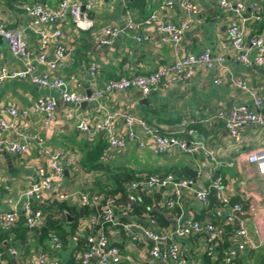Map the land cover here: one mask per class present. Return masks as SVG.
Masks as SVG:
<instances>
[{"label":"crops","instance_id":"0c3cea01","mask_svg":"<svg viewBox=\"0 0 264 264\" xmlns=\"http://www.w3.org/2000/svg\"><path fill=\"white\" fill-rule=\"evenodd\" d=\"M35 1H45L55 7L62 0H0V23L8 28L23 30V39L32 49L37 50L40 38L31 28L30 18L24 11L26 5ZM167 1L170 0H127L126 3L122 0H103L89 13L94 20V27L89 31L77 29L71 18L66 19L62 24L63 37L59 42L74 47L75 53L55 72H51L46 65H38L37 73H50L60 77L66 82L68 91L87 96L90 92H103L106 84L119 76L150 75L163 67H170L178 57L198 55L207 50L218 55L226 52V47L229 45L228 30L235 23L236 15L232 11L223 12L218 0H190L201 10L199 17L187 15L179 6L159 15L160 22L165 24L179 25L182 22L192 21L189 31L177 48L165 35L159 33L155 26H142L138 30L128 29L129 19L137 24L143 23ZM231 1L259 4L264 17V0ZM200 20L202 23L199 22ZM108 27H117L122 32L113 40L112 45L100 48L99 41L103 31ZM55 30V27L48 28L49 33ZM263 30L264 21L261 24L251 23L249 38L261 35ZM138 38L144 40L138 42ZM54 56V48H50L49 58L53 59ZM0 62V68L5 67L10 72L24 70L23 62L11 54L8 45L0 50ZM93 62L99 66L95 79L90 78L88 73V68ZM232 79H241L252 88L264 89V65L245 67L237 63L233 55H227L223 69L211 71L197 68L193 71V80L189 83L168 88L161 87L147 97L142 96L137 90L104 92L103 98L98 103H92L85 109L63 102L61 91L40 89L29 78L7 79L0 85V116L7 118L13 127L4 133L2 138L8 144L20 143L22 141L20 134L39 133L52 152H76L82 160L84 144L95 143L104 135L82 133L77 128L79 122L85 121L92 127L104 118L107 109L138 115L149 126L158 129L161 134L171 135L178 132L181 122L185 119L206 120L221 109H230L242 104L252 106L249 95L235 88ZM217 80H221V83L216 84ZM77 85L81 87L78 88ZM47 97L57 102L56 119L49 126L45 125L46 116L36 109L37 101ZM101 106L105 108L101 109ZM10 107L27 111L28 116L13 119L7 114V109ZM121 130L122 126L119 125L118 131ZM184 137L190 141L199 139L213 151L218 160L232 166H224L215 172L203 152L187 155L171 150L159 156L154 153L151 143L145 149L132 143L126 150L112 149L108 145L101 164L111 168H129L141 175L172 174L178 178L184 177L183 173L188 175L187 170H191L197 173L198 181L195 188L197 190L207 189L213 177L217 174L222 175L231 201L242 204L246 209L244 215L237 216L236 224H242L249 233L248 243L228 230L226 249L245 242L246 251L236 259V264H260L264 257V176L259 173L255 165L248 162L247 156L253 151L264 150V130L258 127L247 128L237 142L231 138L223 125L209 128L201 123L190 125ZM41 165H46L45 159L41 157L35 146L19 155H12L8 145L0 149V191L2 192L0 212H17L22 215L27 204H31L35 210H41L36 207L48 208L53 201H59L61 195L69 197L63 201L69 206L80 207L82 206L80 195L98 193L97 181L107 179L104 170H89L80 161L79 167L71 169L65 180L55 184L53 191L45 195L42 202H37L34 198L27 197L26 193L31 185L39 180ZM172 193V189L147 191L148 196L152 198L162 195L158 207L171 221L169 228L160 229L157 225L152 226L146 219L130 218L129 223L137 225V228L133 229L139 236L136 242L131 241L121 228L109 231L112 242L119 247L123 255L122 264H173L156 260L150 255L151 245L147 244L140 227L172 234L179 220L184 221L191 217L204 220L216 209L214 208L210 213L206 212L195 190H186L178 207L180 215L174 217L173 209L167 206ZM154 208L156 207L152 209ZM230 213L231 210L226 209L225 214ZM177 241L186 264H217V258L212 257L209 260L205 258L207 244L203 236L178 238ZM19 246L18 242L13 246L12 241H4L0 244V253L4 255L3 264H17V262L32 264L29 257L20 254L21 250L16 257L9 253L11 249L19 250ZM39 250L42 251L41 248ZM72 250L73 246L70 243L58 254H53L51 251L47 253L50 257L57 258L61 264H78V257L75 262L70 260Z\"/></svg>","mask_w":264,"mask_h":264},{"label":"built area","instance_id":"2783aa9c","mask_svg":"<svg viewBox=\"0 0 264 264\" xmlns=\"http://www.w3.org/2000/svg\"><path fill=\"white\" fill-rule=\"evenodd\" d=\"M103 0H62L57 6L52 7L47 3L35 1L26 5L24 11L30 18V26L40 38L38 49H32L27 41L23 39V30L8 28L0 23V36L6 41L13 56L21 60L24 70L20 72H10L7 68H0V85L7 79L29 78L31 82L40 89H52L61 91V99L69 105H79L83 102L98 103L103 98L104 92L116 93L137 90L142 96H149L158 91L161 87L177 86L186 84L193 80V71L197 68L206 70H220L225 67L226 56L233 55L235 61L245 67H258L264 65V30L261 35H254L249 38V25L251 23L261 24L264 21L263 11L259 4L233 2L231 0H218L219 7L223 12H234L235 23L228 30L229 45L224 54H215L207 50L198 55H188L178 57L170 67H163L150 75H136L132 77L119 76L106 84L104 91L93 93L90 97L79 92H70L64 79L51 75L50 73L38 74L37 66L46 65L51 72H55L61 64L66 62L74 53L75 48L62 44L59 40L63 37L62 24L71 18L77 29L89 31L94 27V20L89 16L97 4ZM126 3L127 0H122ZM179 6L187 15L199 17L201 10L190 0H170L159 7V10L151 15L143 23H135L129 19L127 27L130 30H138L142 26H155L159 33L165 35L176 48L181 44L184 35L189 31L192 21L182 22L179 25L165 24L160 22L159 15L168 9ZM84 9V10H83ZM202 23V21H199ZM49 27H55L53 33L48 32ZM122 32L117 27H108L103 31L99 47L112 45L113 40ZM143 38H138L142 42ZM147 40V38H145ZM54 48L55 56L49 58V50ZM99 71V66L93 62L88 68L89 77L95 79ZM75 82V79L72 78ZM220 84L221 80L215 81ZM235 88L249 95L253 105L246 104L233 106L230 109H221L215 115L206 119H185L181 122L177 133L163 135L158 129L149 126L145 120L135 114L120 111H109L106 109L102 120L90 126L85 121L79 122L77 128L86 134H102L108 145L112 149L126 150L132 143L139 148H148L151 143L156 155H165L171 150H177L182 154L195 155L203 152L210 160L213 171H218L224 166H232L218 160L206 145L199 139L187 140L186 134L190 125L204 124L209 128L216 125H223L231 138L240 141L242 132L250 127H258L264 130V89L262 87L252 88L241 79H232ZM78 88L81 85H77ZM57 102L50 98L39 99L36 109L40 114L46 116L45 125L49 126L56 119L55 112ZM101 109L105 108L103 106ZM259 110V112L257 111ZM7 114L17 119L20 116L27 117V111H20L15 107L7 109ZM122 130L118 131V126ZM13 125L5 117L0 116V149L8 145L12 155H19L28 148L35 146L41 157L45 159L46 165L39 167V180L31 185L26 193L29 198H34L37 202H42L45 195L51 193L55 184L66 179V171L79 167L80 155L76 152L57 151L52 152L47 148L44 139L39 133L20 134V143L8 144L2 135L12 129ZM247 160L257 167L259 173L264 176V150H257L249 153ZM196 181L192 178L178 180L173 175H149L142 182H134L127 187L129 202L124 208V216L133 210V205L137 201L139 189L153 191L156 189H172V198L167 202L170 209L180 206L183 192L195 190L198 200L207 206L209 203V193L213 192L218 201L214 213L203 221L194 217L184 221L179 220L177 227L172 234L159 233L152 228L140 227L147 244L151 245L150 255L163 262L173 264H186L177 241L178 238H188L192 236H203L207 244V254L216 258L217 249L225 241L228 229H232L233 235L245 239L249 243V233L242 224L237 223V216L246 212L242 204H232L230 196L227 194V186L222 175H216L210 181L208 189L197 190ZM2 192L0 191V197ZM69 198L66 195L59 196V201ZM80 204L90 205L95 209H101L94 213L81 226V232L90 231L87 237L88 250L80 255L81 264H122L123 255L110 236L109 231L114 228H121L131 241L136 242L139 236L134 232L137 225L134 223L123 224L119 220L116 208L112 204L102 205L104 196L99 193H84L79 197ZM226 209L231 213L226 215ZM254 211V209H253ZM26 225L30 230H35L43 224L44 214L41 210L33 209L31 204H27L23 214ZM17 212H0V235L3 232L11 231L19 222L20 217ZM149 223L157 225L155 221ZM80 235L74 237L76 242ZM50 246L56 252L63 250L62 241L55 235L50 236ZM246 251V243L243 242L236 247H231L225 254L227 264H232L241 253ZM9 253L17 256V250L11 249ZM4 263V256L0 253V264ZM32 264H61L57 258H52L46 252L39 251L31 258ZM17 264H24L17 262Z\"/></svg>","mask_w":264,"mask_h":264},{"label":"trees","instance_id":"16d2710c","mask_svg":"<svg viewBox=\"0 0 264 264\" xmlns=\"http://www.w3.org/2000/svg\"><path fill=\"white\" fill-rule=\"evenodd\" d=\"M43 3L46 2L43 1ZM107 147L108 143L102 136L99 137L95 143H86L82 149L83 158L80 160L82 165L87 167L89 170H104L107 173V179L98 180L96 185L98 193L104 196L102 205H114L117 215L120 217L119 221L123 224L129 223L130 218L141 220L146 219V221H155L160 229L169 228L171 221L165 214L162 213V211H160V208L158 207L159 201L162 200L161 194L152 198L148 196L146 191L139 189L137 192L138 198L136 203L133 205V210L129 212L127 216L123 215L124 208L129 202L127 187L134 182H142L146 176L154 173L141 175L129 168H111L102 165L101 160L105 155ZM183 175L185 176L181 178L176 176L174 177L178 180L189 178V176L185 173H183ZM232 204L237 203L233 201ZM217 206L218 201L216 196L213 192H210L209 203L205 206L206 212L210 213ZM153 207L156 208L152 209ZM36 208L41 209L42 212H44L43 214H45L43 224L35 230H30L26 225L25 217L22 215L17 225L11 231L3 232L0 235V244L4 241H12L13 246H15V243L18 242L20 246L17 253L21 250L22 253L20 254L31 259L33 254H37L40 251L39 248L46 253L51 251L53 254H58V252L51 248L50 243L47 244V241H50V236L55 235L62 241L63 247L70 245V243L72 244L73 250L70 260L73 262L77 260V257L79 258L81 254L88 250L89 247L87 244V237L89 236L90 231L87 230L81 232V226L86 220H88V218H90L92 214L100 212L101 209H95L90 205L71 207L66 202L57 200L53 201L48 208H44V206H38ZM68 215L73 219L72 222L69 221ZM172 215L174 217L180 215L178 207L173 209ZM195 219L203 221V218ZM228 230L229 232L232 231L231 228ZM77 235H80L79 239L74 242L73 239ZM225 242L226 238L217 249V264H227L225 261V254L229 249H226L228 248V244ZM205 258L209 260L212 257L206 253ZM78 264H81V262L78 261ZM232 264H236V260Z\"/></svg>","mask_w":264,"mask_h":264},{"label":"water","instance_id":"95a60500","mask_svg":"<svg viewBox=\"0 0 264 264\" xmlns=\"http://www.w3.org/2000/svg\"><path fill=\"white\" fill-rule=\"evenodd\" d=\"M6 45H7L6 41L4 40V38L2 36H0V50H2V48L5 47ZM0 64H1V62H0ZM92 94L93 93L90 92V93L87 94V96L90 97ZM91 105H92V103H90V102H83V103H81L79 105H76V106L79 107V108H81V109H85L86 107L91 106ZM257 111L259 112V110H257ZM187 173H188V175H189L190 178L194 179L196 182L198 181V179H197V173L196 172L191 171V170H187ZM68 174H69V171H66V176H68ZM68 219H69L70 222L73 221V219L70 218L69 215H68ZM15 262L16 261L14 260V263ZM260 264H264V257L262 258Z\"/></svg>","mask_w":264,"mask_h":264}]
</instances>
